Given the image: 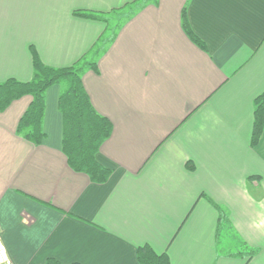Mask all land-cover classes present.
<instances>
[{
    "label": "crops",
    "instance_id": "0c3cea01",
    "mask_svg": "<svg viewBox=\"0 0 264 264\" xmlns=\"http://www.w3.org/2000/svg\"><path fill=\"white\" fill-rule=\"evenodd\" d=\"M79 12L102 15L85 19ZM204 45L193 43L182 26ZM42 63L96 64L82 82L112 124L94 184L62 153L63 85L44 97V140L16 135L31 102L0 113V240L11 264H264V0H0V83ZM97 54V55H96Z\"/></svg>",
    "mask_w": 264,
    "mask_h": 264
},
{
    "label": "trees",
    "instance_id": "16d2710c",
    "mask_svg": "<svg viewBox=\"0 0 264 264\" xmlns=\"http://www.w3.org/2000/svg\"><path fill=\"white\" fill-rule=\"evenodd\" d=\"M77 15L104 21L102 15L94 13L79 12ZM182 26L189 39L204 49V45L189 29L185 12L182 13ZM30 52L33 77L28 82L8 79L0 83V113L14 101L25 96L31 97L30 104L18 121L16 135L39 146L44 140L42 123L45 93L52 86L63 85L58 98V110L62 116V153L72 171L86 175L94 184L106 183L111 171L104 168L95 156L110 137L112 124L94 110L82 82L84 71L96 72V64L87 62L84 57L71 67L55 69L44 65L33 47ZM263 131L264 91L254 100L251 146H256ZM136 257L138 264H170L166 254H156L148 246L138 248ZM45 264L61 263L48 259Z\"/></svg>",
    "mask_w": 264,
    "mask_h": 264
},
{
    "label": "built area",
    "instance_id": "2783aa9c",
    "mask_svg": "<svg viewBox=\"0 0 264 264\" xmlns=\"http://www.w3.org/2000/svg\"><path fill=\"white\" fill-rule=\"evenodd\" d=\"M0 264H11L7 250L4 246V244L0 240Z\"/></svg>",
    "mask_w": 264,
    "mask_h": 264
},
{
    "label": "rangeland",
    "instance_id": "374dc122",
    "mask_svg": "<svg viewBox=\"0 0 264 264\" xmlns=\"http://www.w3.org/2000/svg\"><path fill=\"white\" fill-rule=\"evenodd\" d=\"M87 61V60H86ZM88 62V61H87Z\"/></svg>",
    "mask_w": 264,
    "mask_h": 264
}]
</instances>
